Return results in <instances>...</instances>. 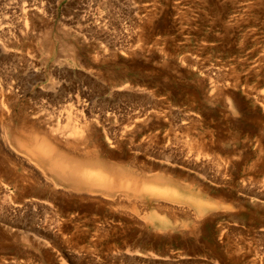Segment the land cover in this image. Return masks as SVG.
<instances>
[{
  "label": "rangeland",
  "instance_id": "1",
  "mask_svg": "<svg viewBox=\"0 0 264 264\" xmlns=\"http://www.w3.org/2000/svg\"><path fill=\"white\" fill-rule=\"evenodd\" d=\"M0 264H264V0H0Z\"/></svg>",
  "mask_w": 264,
  "mask_h": 264
},
{
  "label": "bare ground",
  "instance_id": "2",
  "mask_svg": "<svg viewBox=\"0 0 264 264\" xmlns=\"http://www.w3.org/2000/svg\"><path fill=\"white\" fill-rule=\"evenodd\" d=\"M83 131H85V127H82V131L76 132L75 130L76 140L74 139L75 141L72 144H70L71 147L77 148L78 145L79 147L81 145L84 146L89 141L90 137L85 136ZM26 141H24L25 143L24 142L20 143L21 141L19 142L18 140L17 144H19V146L22 145L24 147L25 146L24 144H27ZM34 141L36 142H34L33 144H31L30 142L31 144L30 146L28 147L25 146L26 149L32 154V155L30 154V156L36 157L39 160L38 162H40L42 166L44 165V167L49 171L51 176L55 177L56 179L55 181H57V183H61L65 185H72V186H75L81 189H90V188L95 189V190L100 189L102 192L106 194H111L117 190L124 189V188L127 190L128 189L132 190L133 187H135L130 184L127 185L125 181L123 180V178H119L116 180L115 172L108 169L106 165H102L104 163H102L99 158H96L95 160H93L94 158L93 159L88 158V162L91 163L92 165L85 164L83 163L82 160L80 159L73 160V158H70V156L62 153L59 149L53 148L52 146L49 145L48 142H46V140L41 141V142L40 141L38 142V140H34ZM36 168L34 169L36 170ZM36 171H38V169ZM122 175H124L123 171L120 176L122 177ZM126 182H129V181L126 180ZM158 187L159 186H156V185L155 186L150 185L147 188L144 187L143 190L134 189L132 190V192H135L136 194L143 195V196H147V195L152 196L154 194L156 195V193L157 195L158 194H167L169 196L177 195L175 191L170 190L171 188H169V190H166V189L163 190V188L159 189L160 187L159 188Z\"/></svg>",
  "mask_w": 264,
  "mask_h": 264
}]
</instances>
